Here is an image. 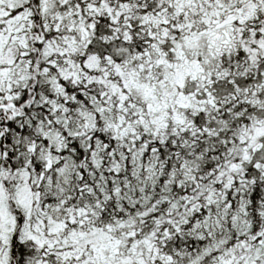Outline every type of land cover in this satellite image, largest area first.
<instances>
[{
    "label": "snow or ice",
    "instance_id": "snow-or-ice-1",
    "mask_svg": "<svg viewBox=\"0 0 264 264\" xmlns=\"http://www.w3.org/2000/svg\"><path fill=\"white\" fill-rule=\"evenodd\" d=\"M0 264H264V0H0Z\"/></svg>",
    "mask_w": 264,
    "mask_h": 264
}]
</instances>
